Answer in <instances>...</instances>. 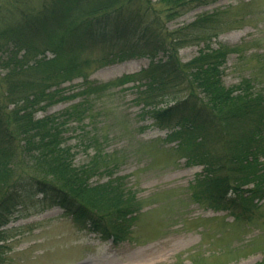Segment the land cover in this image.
Listing matches in <instances>:
<instances>
[{"label":"trees","instance_id":"16d2710c","mask_svg":"<svg viewBox=\"0 0 264 264\" xmlns=\"http://www.w3.org/2000/svg\"><path fill=\"white\" fill-rule=\"evenodd\" d=\"M11 1L5 10L0 7L5 56L0 63V243L2 229L11 223L8 206L23 192L40 195L78 229L103 241L120 244L132 235L143 208L123 179L90 184L102 171L112 175L108 157L98 152L89 165L74 167L65 122L59 116H36L57 102L64 84L77 79L84 80L77 96L85 103L135 85L144 114L156 128L170 132L166 143H177L174 153L189 166L204 167L194 186L198 199L215 212L229 213L236 223H256L258 203H264V90L256 87L264 86V72L235 87L224 86L228 57L246 52L212 48L229 25L223 21L228 14L203 15L177 30L168 28L192 8L218 0ZM123 40H133L152 56L162 53L164 59L107 84L89 81L95 65L105 66L109 58L95 64L82 54L98 48L112 52ZM202 44L197 57L181 61L182 49ZM86 114L79 104L65 117L81 122Z\"/></svg>","mask_w":264,"mask_h":264},{"label":"rangeland","instance_id":"374dc122","mask_svg":"<svg viewBox=\"0 0 264 264\" xmlns=\"http://www.w3.org/2000/svg\"><path fill=\"white\" fill-rule=\"evenodd\" d=\"M9 2L14 4L0 0V7L5 10ZM214 13L228 14L223 21L229 25L212 41V48L246 50L228 57L224 86L235 87L264 72V0H218L192 8L168 28L177 30ZM202 49L204 44L187 47L179 58L187 63ZM4 57L0 52V63ZM104 57L109 63L95 65L90 74L89 81L98 85L139 74L153 60L164 59L162 53L152 56L143 51L133 40L120 41L112 52L98 48L81 56L95 64ZM59 90L57 102L38 110L37 118H62L66 146L75 154L74 167L89 165L98 152L108 157L112 175L102 171L90 184L122 178L143 209L129 240L114 244L81 231L63 210L44 204L40 195L23 192L8 206L11 223L2 229L0 243L3 264H259L264 260V203H258L261 212L256 223L241 225L229 213L215 212L199 200L194 186L204 167L189 166L174 153L177 143H166L170 132L156 128L144 114L135 85L91 97L88 103L77 96L84 90L83 79ZM79 104L87 110L83 120L66 119L65 113Z\"/></svg>","mask_w":264,"mask_h":264}]
</instances>
